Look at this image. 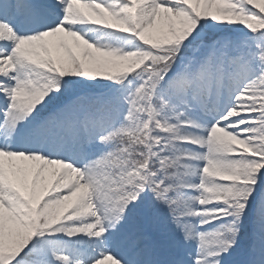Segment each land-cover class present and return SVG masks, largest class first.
Returning a JSON list of instances; mask_svg holds the SVG:
<instances>
[{"label":"snow or ice","instance_id":"6c2138e0","mask_svg":"<svg viewBox=\"0 0 264 264\" xmlns=\"http://www.w3.org/2000/svg\"><path fill=\"white\" fill-rule=\"evenodd\" d=\"M0 264H264V0H0Z\"/></svg>","mask_w":264,"mask_h":264}]
</instances>
